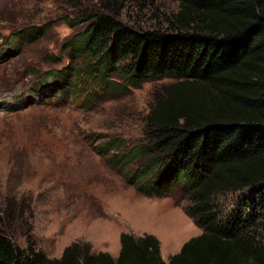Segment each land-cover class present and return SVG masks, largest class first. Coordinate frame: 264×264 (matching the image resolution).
I'll return each instance as SVG.
<instances>
[{
  "label": "trees",
  "instance_id": "16d2710c",
  "mask_svg": "<svg viewBox=\"0 0 264 264\" xmlns=\"http://www.w3.org/2000/svg\"><path fill=\"white\" fill-rule=\"evenodd\" d=\"M173 1L178 8L165 29L137 30L119 19L116 0H63L61 21L82 31L66 44L68 66L38 87L33 100H42L44 89L54 98L59 85L81 77L95 83L94 94L106 87L110 95L173 79L146 118L151 146H134L122 156L146 159L132 177L143 180L148 196H165L180 185L187 215L202 233L168 262L153 235L125 233L116 258L92 253L88 243L48 258L30 236L25 203L7 199L5 206L0 202V264H264L258 235L264 232V0ZM52 26L51 19L17 35L32 44ZM122 147L113 139L96 153ZM247 189L250 195L222 217L216 197ZM20 230L26 234L22 248L14 238Z\"/></svg>",
  "mask_w": 264,
  "mask_h": 264
},
{
  "label": "rangeland",
  "instance_id": "374dc122",
  "mask_svg": "<svg viewBox=\"0 0 264 264\" xmlns=\"http://www.w3.org/2000/svg\"><path fill=\"white\" fill-rule=\"evenodd\" d=\"M62 2L0 0V202L25 203L30 236L48 258H59L73 243L116 258L125 233L153 235L168 262L203 230L188 217L180 185L165 196H148L143 180L132 177L146 159L122 155L137 145L151 146L146 118L154 99L175 81L160 78L110 95L103 84L102 93L94 94L95 83L81 77L69 87L59 85L54 98L44 89V98L33 100L38 87L68 66L66 44L82 31L61 21L67 13ZM177 8L173 0H116L119 19L137 30L165 29ZM51 19L44 38L32 44L18 38L25 27ZM113 139L124 147L106 156L96 153ZM250 192L216 197L221 216L230 215ZM23 230L14 235L21 248Z\"/></svg>",
  "mask_w": 264,
  "mask_h": 264
}]
</instances>
